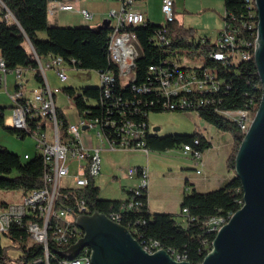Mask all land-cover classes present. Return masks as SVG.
Instances as JSON below:
<instances>
[{
  "label": "built area",
  "instance_id": "2783aa9c",
  "mask_svg": "<svg viewBox=\"0 0 264 264\" xmlns=\"http://www.w3.org/2000/svg\"><path fill=\"white\" fill-rule=\"evenodd\" d=\"M82 0H48V15L56 12L78 11L83 21L89 22L95 13L87 7H82ZM136 0H119V6L110 10L109 20L112 31L109 40L110 58L118 68L121 87H127L128 71H136L137 60L141 57V47L137 34L130 29L131 26L148 23L145 12L133 7ZM248 16L251 20L244 21V27H255V1H247ZM161 10L166 15L163 22L166 35L153 37L157 45H170L172 39L168 34L167 25L175 18V0H162ZM7 23H18L13 11L4 0H0V20ZM242 29L233 22L224 21V28L216 38L220 50L210 51L208 57H220L222 65L238 64L249 58L251 44L241 37ZM134 39L135 48L125 51V40ZM0 55H2L0 51ZM40 68L45 78V84H38L32 89V96L26 93L25 68L8 69L6 63H0V89L7 87L8 73L15 71L16 89L12 98V127L26 132L36 138L37 151L42 154L45 171L44 183L40 188L22 192L21 197L11 203H0V234L9 233L17 227L29 233L30 243H40L45 249V258L37 259L33 264H92L87 259L86 249L71 262L54 260L50 253V242L58 245L59 249H68L83 237V229L77 225L78 210H91L84 199L75 195L73 188L87 185L91 178L96 180L102 169V150H114L119 147L140 148L146 153L150 150L146 146L148 133H155L149 122V109H142L139 116V107L142 102L146 107L157 105L164 110L196 111L210 107L216 103L215 93L229 85L221 77L218 66L203 67L205 56H192L188 51L170 52L162 57L158 63L148 66L147 79L136 86H131L130 97L122 100L115 94L116 73L97 71L101 81L102 95L99 99H89V103L99 106L102 115L92 117L78 114V120H70L67 115V129L57 112L56 95L47 78L46 68H54L61 81L68 79L66 63L62 56H55L42 62L38 58ZM152 96L151 99L149 97ZM229 119L238 122L243 133L248 131L252 123L253 113L250 109L221 110ZM90 111V110H89ZM66 113V112H65ZM91 114V113H90ZM146 116L148 118H146ZM145 117V118H144ZM97 127L94 133L91 128ZM200 143L197 137L194 140ZM183 155L193 158L196 170L202 172L204 160L202 150L193 144H184L180 147ZM72 165L75 174V184L64 186L62 179L72 176ZM139 177L136 185L127 190V201L122 210L139 209L142 205V187L149 184V170L145 166H130L128 176ZM74 197L69 201V197ZM186 223L194 220L187 208L183 209ZM113 220L119 222V213H112ZM224 215L213 216L204 222L207 229L216 233L217 227L223 222ZM121 223V222H120ZM122 224V223H121ZM135 235L138 232L136 227ZM76 239L70 243L71 239ZM144 241V240H143ZM149 252L161 248H148ZM180 260H188L185 254L177 253Z\"/></svg>",
  "mask_w": 264,
  "mask_h": 264
},
{
  "label": "trees",
  "instance_id": "16d2710c",
  "mask_svg": "<svg viewBox=\"0 0 264 264\" xmlns=\"http://www.w3.org/2000/svg\"><path fill=\"white\" fill-rule=\"evenodd\" d=\"M13 11L18 23L9 24L4 19L0 20V51L8 69L23 67L34 70V77L38 84H45V78L40 68L38 58L45 62L51 57L62 56L68 65L78 69L107 71L116 73L115 94L126 100L130 97L131 86L142 83L147 79L148 66L158 63L162 57L170 52L188 51L192 56H205L203 67L218 66L221 77L229 85V88H222L215 93L216 103L210 107L198 110L200 117L216 126L219 130L230 132L233 138L231 153L227 158V167L235 171L236 157L245 134L238 122L222 114L221 110L250 109L255 115L263 96V82L259 75L255 61V46L257 39V12L255 11V27H244V21H250L248 16L246 0H225L226 13L223 19L226 22H233L241 27V37L251 44L249 47V58L238 64L222 65L220 59L208 57L210 51L220 50L221 47L216 41L209 37L197 38V29L185 27L175 17L167 25L168 34L172 39L170 45H157L153 37L166 35V27L162 23L153 22L148 18L146 25H134L133 30L138 37L141 47V57L137 60L136 71L133 80L127 82V87L120 84L117 65L110 58L109 40L112 27L104 24L97 27L90 25H53L49 22L47 11L48 0H4ZM248 1V0H247ZM46 32L47 38H41L40 32ZM100 83V81H99ZM68 97L74 100L77 112L82 116L92 117L102 115L99 106L89 103V99H99L102 95L101 87L87 86L75 88L66 86L62 88ZM152 96L149 97L151 99ZM13 105V103H12ZM139 116H142V109L146 108L152 112L161 111H184L164 110L157 105L146 107L142 102L139 107ZM90 110V111H89ZM186 111V110H185ZM57 112L65 125L63 133L67 129V115L63 109L57 106ZM91 113V114H90ZM6 106L0 105V126L11 133L22 138L28 134L25 131L6 125ZM145 118V117H144ZM146 118H148L146 116ZM199 138L200 143L195 144L194 140ZM193 144L202 150V153L209 147L211 142L202 132L193 134H168L158 135L148 133L146 146L151 151H166L179 149L184 144ZM45 163L41 153L30 158H23L19 153L10 150L8 147L0 146V190H22L28 192L40 188L44 183ZM236 172V171H235ZM75 195L84 199L91 212L98 211L111 216L112 213H119V221L127 226L129 230L143 245H151L155 241L167 249L173 255L185 254L193 264H200L207 253L212 249V242L216 233L207 229L204 222L213 216L224 215L230 217L237 211L243 202L244 192L242 181L234 176L223 186L201 192L193 189L185 193L180 204L181 211L187 208L189 215L194 220L186 223L178 221L176 215L170 212H154L149 210L148 188L142 187L139 209L122 210L127 201L123 199H108L100 196V188L96 180L91 178L89 183L81 188H73ZM73 201L74 197H69ZM81 214V211L78 210ZM182 215L186 217L183 212ZM78 215V216H79ZM8 238L9 245H3L2 238ZM144 240V241H143ZM72 238L70 243L75 242ZM9 247L21 252L18 257H11L8 253ZM58 245L50 242V253L55 261L62 260L64 254L59 252ZM45 258L44 246L40 243H30L29 233L24 229L15 227L9 233L0 234V264H33L37 259ZM45 264V262L39 263Z\"/></svg>",
  "mask_w": 264,
  "mask_h": 264
},
{
  "label": "rangeland",
  "instance_id": "374dc122",
  "mask_svg": "<svg viewBox=\"0 0 264 264\" xmlns=\"http://www.w3.org/2000/svg\"><path fill=\"white\" fill-rule=\"evenodd\" d=\"M177 10L175 17L179 23L185 27H199L207 32L211 39L215 40L220 31L224 28L223 15L226 13L225 0H176ZM84 7L95 13L94 19L90 22L97 26L96 22L100 18L108 19L110 10L113 7L119 6V0H82L79 2ZM147 5L148 15L153 22L162 23L166 19V15L162 12L159 1L155 3L151 0L141 2V5ZM83 18L78 11L61 12L59 14V22L61 24H70L79 22ZM81 21V20H80ZM50 24H54V16H49ZM218 34V35H217ZM41 38H47L46 32H40ZM68 79L61 81L54 68H46L47 78L50 86L53 88L56 95L57 106L63 109L70 120H78V112L73 99L67 96L62 89L66 86L82 88L87 86H98L99 76L95 70L78 69L67 63L64 64ZM16 72L8 73V85L0 89V105L6 106V125L12 126V98L10 93L15 92ZM29 76V77H28ZM28 78L27 91L32 96V86L35 85V77L33 74L25 75ZM9 90V91H8ZM10 92V93H9ZM254 116V115H253ZM253 119V118H252ZM149 122L152 128L159 126L158 131L153 130L158 135L168 134H193L194 132H203L207 135L215 145V148L210 150L214 153L219 144V138L216 137V132L219 130L213 124L207 122L202 117L198 116L196 111H161L151 112L149 114ZM250 124V123H249ZM94 133L98 131L97 127L91 128ZM2 132L4 134H2ZM226 135H231L227 132ZM232 136V135H231ZM229 137V136H228ZM219 141V142H218ZM0 144L9 146L14 152L23 155L28 153L34 156L37 153L36 138L32 135H27L22 138L14 133L9 132L0 126ZM222 143V142H220ZM223 144V143H222ZM227 148L224 150H232V146L227 143ZM231 153V152H230ZM102 169L96 178V184L100 188V196L108 199H123L127 197V190L132 185V179L128 176L130 166H145L151 171L150 182L153 185L151 194V211L153 212H172L176 213L178 221L185 224L181 214V199L185 193L196 189L201 192H207L218 188V185L198 184L193 187L187 185L186 176L188 171L198 179H192L193 183L201 182L204 173H197L196 169H183V164L186 160L185 155L179 152L178 149H170L166 151H150L146 153L140 148H124L119 147L114 150H102ZM227 156V155H226ZM150 167L152 169L150 170ZM74 165H72V176L63 178L64 186H72L75 184L73 175L75 174ZM154 170V171H153ZM203 181V180H202ZM22 195V190H0V203H11L18 200ZM3 245H9V240L5 236L2 238ZM8 253L11 257L20 256L21 252L9 247Z\"/></svg>",
  "mask_w": 264,
  "mask_h": 264
},
{
  "label": "water",
  "instance_id": "95a60500",
  "mask_svg": "<svg viewBox=\"0 0 264 264\" xmlns=\"http://www.w3.org/2000/svg\"><path fill=\"white\" fill-rule=\"evenodd\" d=\"M256 6L255 61L263 96L236 157L235 173L242 181L244 203L218 230L212 249L200 264H264V0H256ZM77 225L84 236L68 249L59 250L69 259L90 247L93 264H193L175 259L165 248L149 252L127 226L104 213L79 216Z\"/></svg>",
  "mask_w": 264,
  "mask_h": 264
},
{
  "label": "crops",
  "instance_id": "0c3cea01",
  "mask_svg": "<svg viewBox=\"0 0 264 264\" xmlns=\"http://www.w3.org/2000/svg\"><path fill=\"white\" fill-rule=\"evenodd\" d=\"M151 1H153L154 3L156 1H159L160 7H161L162 0H151ZM141 2H148V0H136L134 2V4H133V7L136 8V9H138V10H141V11L145 12V14L147 15V17L150 19L149 15H148L147 5H144V4L141 5ZM79 5L82 6V7H84L80 3H79ZM176 10H177V2L175 0V12H176ZM61 12L62 11H58V12H56L55 15H53L54 16V22H53L54 24L53 25H90V26H93L94 25L90 21L89 22L83 21L82 18H80L81 21L79 20V22H76V23H72L71 22L70 24H61L59 22V14ZM96 23H97L96 24L97 26L104 25V24H106V19H102V18L99 17V19L97 20ZM97 26H93V27H97ZM194 28L197 29V35H196L197 38H199V37H206L207 36V37H209L211 39V37L204 30H201L199 27H194ZM211 40H213V39H211ZM29 73L33 74V76H34V73L35 72H34L33 69L26 68L25 69V75L27 76V75H29ZM27 80H28V78L26 79V93H27L28 97H30V94L27 91V89H28L27 88V85H28L27 84V82H28ZM48 82H49V80H48ZM7 85H8V81H7ZM37 85H38V82L36 81L35 82V85H33L31 89H33ZM15 89H16V79H15ZM10 94H12V93H10ZM197 114H198V116H200L199 113H197ZM155 127H159V126H155ZM2 134H4V133L2 132ZM226 134H227V132H224V131H221V130H218L216 132V137H218L219 138V141L222 142L223 144L218 141L219 144H217L216 151L214 153H211L210 150H212L213 148H215V145L213 144V141L207 135H205V133H203V135H205L207 137V139L211 142V147L207 148L202 153V155H203L202 156V159L204 160V166L202 168V172L199 173V174L204 173V177L202 179L203 181L201 180V182H197V183L195 182V183H193V181H191V180L192 179H198V177L197 176H193L191 173H189L188 171H186L187 172V175H188V176H186V179H187V183L186 184L187 185L191 184L192 186L194 185L193 187H195L196 185H198L200 183V184H204V185H211L210 187H213L215 185H218V188H219V187L223 186L225 183H227L229 180H231L236 175L235 171L230 170L227 167V158H228V156H229V154H230L231 151L228 152L227 149L224 150V147L227 148V146H226L227 143H229L230 144V147H231L232 144H233V138H232L231 135H226ZM0 143H2V142H0ZM1 145L2 144H0V146ZM6 147H8L9 149H11L9 146H6ZM178 150H179L180 153L183 154V152L181 151L180 148ZM21 156L23 157V155H21ZM24 156H25V158L32 157V155H30L28 153H26ZM185 158H186V160H185V162H184V164L182 166L183 169H189V168L190 169H196V165H195V162H194L193 158L190 157V156H187ZM151 169H152V167H150V170ZM150 173H151V171H149L148 204H149V210L151 211V194H152V190H153V188H152L153 185H151V182H150ZM132 181H133L132 182V186L133 185H136L139 182V177L137 175H134L132 177ZM182 199H183V197H182ZM182 199H181V202H182ZM151 212L154 213L153 211H151ZM170 213H172V212H170ZM173 214H176V213H173ZM183 220H185V217L183 218Z\"/></svg>",
  "mask_w": 264,
  "mask_h": 264
},
{
  "label": "bare ground",
  "instance_id": "6f19581e",
  "mask_svg": "<svg viewBox=\"0 0 264 264\" xmlns=\"http://www.w3.org/2000/svg\"><path fill=\"white\" fill-rule=\"evenodd\" d=\"M248 1H255V9H256V12H257V24H256V28H257V32H258V11H257V6H256V0H248ZM134 48H135V40L134 39H126L125 40V51H132V50H134ZM215 58H217V59H220V57H215ZM0 63H5V61H4V59H3V57L2 56H0ZM133 78H134V71H128V78H127V82H129V81H131V80H133ZM99 86L101 87V81H100V83H99ZM255 116V115H254ZM254 116H253V119H254ZM253 119H252V121H253ZM250 125H251V123L249 124V126H248V129H249V127H250ZM247 133V131L245 132V134ZM203 156V155H202ZM242 203H244V197H243V202ZM243 205V204H242ZM81 211V214L79 215V211H78V215L79 216H82V215H91V214H93L95 211H93V212H91L90 210H80ZM78 216V217H79ZM230 217H231V215H230ZM230 217L228 218H224L223 219V222L221 223V224H219V227H217V230H216V233L218 232V230L219 229H221V227L224 225V224H226L228 221H229V219H230ZM120 218V217H119ZM112 219V218H111ZM120 222V221H119ZM83 236H84V230H83ZM136 237V236H135ZM143 245V244H142ZM143 247L145 248V245H143ZM156 247H158V248H163V247H161L160 246V244H159V242H157V241H155L154 243H152L151 245H149L148 244V248H156ZM84 249H86V255H87V259H89V261L90 262H92V258H91V254H92V251H91V249H90V247H85ZM64 250H66V249H64ZM172 254V253H171ZM173 255V254H172ZM174 257H175V259H177V260H180L179 259V257H177V255H173ZM64 262H71V259H69V258H67L66 257V255H64V257H63V259H62ZM92 264H93V262H92Z\"/></svg>",
  "mask_w": 264,
  "mask_h": 264
}]
</instances>
